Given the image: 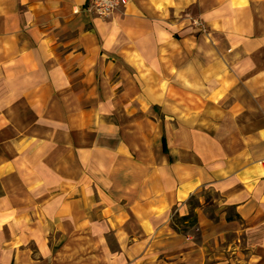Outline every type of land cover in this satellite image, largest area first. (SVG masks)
<instances>
[{
  "label": "crops",
  "instance_id": "obj_1",
  "mask_svg": "<svg viewBox=\"0 0 264 264\" xmlns=\"http://www.w3.org/2000/svg\"><path fill=\"white\" fill-rule=\"evenodd\" d=\"M86 2L0 0V264H264V0Z\"/></svg>",
  "mask_w": 264,
  "mask_h": 264
},
{
  "label": "built area",
  "instance_id": "obj_2",
  "mask_svg": "<svg viewBox=\"0 0 264 264\" xmlns=\"http://www.w3.org/2000/svg\"><path fill=\"white\" fill-rule=\"evenodd\" d=\"M127 2L128 0H87L84 5V10L96 16L107 17L122 6H125ZM193 24L199 28L205 29L203 21L198 18L193 19ZM260 162L264 167V157Z\"/></svg>",
  "mask_w": 264,
  "mask_h": 264
},
{
  "label": "rangeland",
  "instance_id": "obj_3",
  "mask_svg": "<svg viewBox=\"0 0 264 264\" xmlns=\"http://www.w3.org/2000/svg\"><path fill=\"white\" fill-rule=\"evenodd\" d=\"M216 196H217V194L214 191H212V190H205L204 192H202V198L205 201H207V204H205V209L211 210L213 208V206H211L210 204L212 203V200L214 198H216ZM196 204H197V201L196 200L190 199L191 209ZM189 215H190L189 218L182 219V216H180L176 212V210L173 209L172 212H171V221L178 226L177 228L179 230H181L183 232H189V233H191L194 236V238H198V235H197V231L198 230L194 226V222H191V217H193L194 212L191 211Z\"/></svg>",
  "mask_w": 264,
  "mask_h": 264
},
{
  "label": "trees",
  "instance_id": "obj_4",
  "mask_svg": "<svg viewBox=\"0 0 264 264\" xmlns=\"http://www.w3.org/2000/svg\"><path fill=\"white\" fill-rule=\"evenodd\" d=\"M189 214L188 215H184V216H182V219H187V218H189ZM196 221V216H194L193 215V217H191V222H195Z\"/></svg>",
  "mask_w": 264,
  "mask_h": 264
}]
</instances>
